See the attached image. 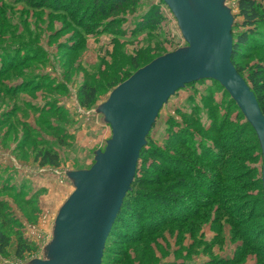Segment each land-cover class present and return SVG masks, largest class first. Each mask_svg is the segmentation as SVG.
Here are the masks:
<instances>
[{
	"label": "rangeland",
	"instance_id": "374dc122",
	"mask_svg": "<svg viewBox=\"0 0 264 264\" xmlns=\"http://www.w3.org/2000/svg\"><path fill=\"white\" fill-rule=\"evenodd\" d=\"M237 1H224L234 15ZM111 2L0 0V230L9 238L0 264L50 258L55 218L75 189L67 172L89 169L111 137L100 105L146 58L187 46L161 0H127L113 13ZM153 6L155 30L141 25ZM236 64L245 80L264 70V46L242 50ZM83 83L97 88L87 108L77 98ZM225 93L205 79L162 105L145 147L171 173L146 152L138 159L101 264H264L262 156ZM44 151L58 164H40ZM19 235L28 241L21 256Z\"/></svg>",
	"mask_w": 264,
	"mask_h": 264
},
{
	"label": "water",
	"instance_id": "95a60500",
	"mask_svg": "<svg viewBox=\"0 0 264 264\" xmlns=\"http://www.w3.org/2000/svg\"><path fill=\"white\" fill-rule=\"evenodd\" d=\"M225 0H163L187 46L158 56L118 84L99 111L111 129L89 169L67 172L75 189L59 208L50 258L36 264H101L104 244L133 181L139 153L159 110L186 84L217 81L259 141L264 202V114L232 57L234 14Z\"/></svg>",
	"mask_w": 264,
	"mask_h": 264
},
{
	"label": "trees",
	"instance_id": "16d2710c",
	"mask_svg": "<svg viewBox=\"0 0 264 264\" xmlns=\"http://www.w3.org/2000/svg\"><path fill=\"white\" fill-rule=\"evenodd\" d=\"M58 1L60 3H62L65 0H58ZM96 1L97 0H92V2H94L93 3L94 5L96 4L95 3ZM112 1H114V2H111L110 4L114 6V9L111 10L112 11L111 13H113L114 11L122 10L123 2L127 1V0H124V1L123 0H112ZM161 1L163 2V0H161ZM110 8H111V6H109V9ZM236 10H237V12H236V15H234V19L239 18L240 21L239 22L234 21L233 25H232V44H233V47H232L231 60L234 64L236 70L241 75L242 71L240 70V68L236 64V59L242 54V50H248V48L257 47V46L258 47L264 46V41L260 37V36H262V33H261L262 30L260 28L261 27L264 28V0H238L237 5H236ZM150 12L152 13L150 15V18L145 20L141 25H143L142 27H147L146 29L155 30L156 28H158L160 26L159 24L162 20V16L160 15V11H159V8L157 6H153L152 8H150ZM235 16H236V18H235ZM238 27H241V29H238ZM157 56H158V54L149 56L148 58H146L144 63L145 64L149 63L151 60H153ZM139 67L140 66L137 65L136 70ZM134 72L126 73L125 78H128ZM263 75H264V70L261 67H257V68L253 67L250 70V72L248 73L245 81L249 85L252 92L254 93L255 98L258 102L259 108H260L261 112L264 114V79H263ZM202 80H205V79H200V80H197L195 82L202 81ZM210 80L213 81L214 83L218 84L221 88H223L217 81H215L213 79H210ZM195 82H191L188 84H192ZM225 92H226L225 94L229 97L230 103L233 104L240 111V109L238 108V106L236 105L234 100L230 97L228 92L226 90H225ZM96 94H97V88L96 87H94L93 85L88 84V83H83L80 86V88L78 90V94H77L79 104L85 108L90 107L95 101ZM240 113L244 118V115L242 114L241 111H240ZM245 124L247 126H249L254 131L252 126L246 120H245ZM254 133H255V131H254ZM255 135H256V133H255ZM257 141H258V138H257ZM258 150L261 152L259 141H258ZM144 152L147 153V161L150 159L151 160L150 163H152V165L154 167H156L160 172H162V173H168L169 172V171L165 172L164 167H163V163L167 165V162L164 161L160 156H158L157 151L153 148L147 149L145 146H143L140 153H139L138 159L141 158V156L144 154ZM41 155H42V157H41L40 164H42V165H45V164L57 165L58 164L57 154L52 153L50 151H44ZM136 169H137V165H136ZM169 173H171V172H169ZM136 174H137V170L135 172V175H134V178H133V181H132L130 187H132V185L136 181ZM128 191H130V189ZM125 196H126V194H125ZM125 196H124V198H125ZM167 197L169 198V195H167ZM124 198H123L120 210H119V212L115 218V221L112 225L111 231H112L114 225H116L118 223V221L122 220V214L128 212L129 206L125 205ZM164 198H166V197H164ZM262 202H263V200H262ZM263 208H264V202H263ZM111 231H110V233H111ZM108 238H109V235H108L107 239ZM107 239H106V241H107ZM27 245H28V241L26 240V238L23 237L22 235H19L18 240H17L16 249H15V254L17 256H21L23 254V252L25 250H27L26 249ZM8 246H9V238L0 230V255L6 254V250H7Z\"/></svg>",
	"mask_w": 264,
	"mask_h": 264
}]
</instances>
